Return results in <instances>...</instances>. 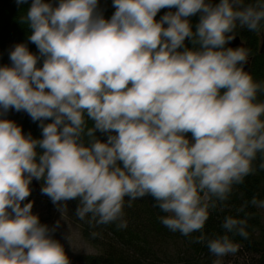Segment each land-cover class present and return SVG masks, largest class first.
Masks as SVG:
<instances>
[{"label":"clouds","instance_id":"obj_1","mask_svg":"<svg viewBox=\"0 0 264 264\" xmlns=\"http://www.w3.org/2000/svg\"><path fill=\"white\" fill-rule=\"evenodd\" d=\"M112 7L105 17L100 0H31L28 43L0 65V264H70L53 238L59 223H41L25 202L33 179L62 212L77 200L75 215L93 227L126 228V198L131 207L151 197L165 227L199 233L194 242L218 258L241 248L229 233L249 238V204L264 209L253 197L237 209L243 217H224L223 235L204 231L258 157L264 169V82L244 70L250 50L229 46L238 28L264 29V0ZM10 110L41 136L4 118Z\"/></svg>","mask_w":264,"mask_h":264},{"label":"trees","instance_id":"obj_2","mask_svg":"<svg viewBox=\"0 0 264 264\" xmlns=\"http://www.w3.org/2000/svg\"><path fill=\"white\" fill-rule=\"evenodd\" d=\"M28 4L17 6L16 0H0V65L10 64L9 51L17 43H28L29 30L26 24L21 23V17L26 14ZM218 2V0H213ZM254 3L255 0H246ZM101 4H109L110 9L104 11L105 17H110L115 9L112 0H100ZM168 9H162L157 19ZM174 11V9H173ZM199 16L191 18L193 26L198 22ZM236 39L238 46L250 50L249 74L257 82H264V29L260 32H250L247 29H237ZM188 41L186 40V44ZM32 52H36L33 44H28ZM191 46L190 44L188 45ZM258 100L264 101V92L258 94ZM14 112L13 117L6 115L7 119L14 120L22 126L25 134L31 132L33 137L41 136L38 122H33L25 112ZM98 135H100L98 133ZM102 139L106 137L101 136ZM260 159L253 162L256 171L247 176L242 184L235 185L229 199L224 205H218L216 209H210L209 219L205 224L204 231L214 237L223 235L221 225L224 217L232 215L243 217L244 213H237V209L250 201L253 197L264 199V169L259 168ZM41 187V182L37 181ZM32 188V184L30 185ZM36 195H31L25 202L32 201ZM151 197H144L131 202L128 206L127 198L124 207V219L127 221L126 228H119L116 223L107 225L91 226L87 220H80L76 215L77 200H70V210L79 223L82 237L94 246L97 253L94 255L81 256L78 260L82 264H214L220 259L222 264H264V224L262 209L253 207L251 204L246 209L250 213L247 231L249 238L232 236L234 242L241 245L240 250L232 255L218 258L211 254L205 244L194 242L199 233L184 236L179 232H172L165 227L160 217L165 215L158 208L153 207ZM41 223L43 219L40 218ZM98 233L93 235V233Z\"/></svg>","mask_w":264,"mask_h":264},{"label":"rangeland","instance_id":"obj_3","mask_svg":"<svg viewBox=\"0 0 264 264\" xmlns=\"http://www.w3.org/2000/svg\"><path fill=\"white\" fill-rule=\"evenodd\" d=\"M32 201L34 202L32 211L43 219V224H47L51 228L59 223L53 238L63 245L70 264H82L78 260L79 257L97 253L96 248L82 237L79 223L70 210L69 201L63 212L52 203L48 196L46 199L35 196ZM262 210L264 224V209Z\"/></svg>","mask_w":264,"mask_h":264},{"label":"water","instance_id":"obj_4","mask_svg":"<svg viewBox=\"0 0 264 264\" xmlns=\"http://www.w3.org/2000/svg\"><path fill=\"white\" fill-rule=\"evenodd\" d=\"M100 7L104 10V11H108L110 9V5L109 4H101ZM238 44V39H235L229 46L231 47H236ZM264 46V44L262 45V47ZM245 71H247L249 73V63H247V65L245 66ZM14 110H10L7 114V116L9 117H13L14 115ZM32 189L33 192L40 196L42 199H46V195L42 194L41 192V187L39 186V184L37 183V181L35 179H33L32 181Z\"/></svg>","mask_w":264,"mask_h":264},{"label":"bare ground","instance_id":"obj_5","mask_svg":"<svg viewBox=\"0 0 264 264\" xmlns=\"http://www.w3.org/2000/svg\"><path fill=\"white\" fill-rule=\"evenodd\" d=\"M14 116V115H13Z\"/></svg>","mask_w":264,"mask_h":264}]
</instances>
